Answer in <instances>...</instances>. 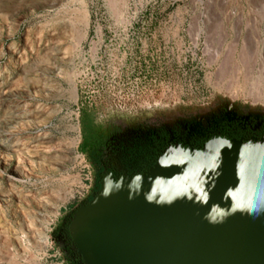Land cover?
I'll return each mask as SVG.
<instances>
[{"label": "rangeland", "instance_id": "374dc122", "mask_svg": "<svg viewBox=\"0 0 264 264\" xmlns=\"http://www.w3.org/2000/svg\"><path fill=\"white\" fill-rule=\"evenodd\" d=\"M85 111L118 136L264 112V0H0V264H66Z\"/></svg>", "mask_w": 264, "mask_h": 264}, {"label": "water", "instance_id": "95a60500", "mask_svg": "<svg viewBox=\"0 0 264 264\" xmlns=\"http://www.w3.org/2000/svg\"><path fill=\"white\" fill-rule=\"evenodd\" d=\"M85 264H264V139L171 149L113 179L69 225Z\"/></svg>", "mask_w": 264, "mask_h": 264}, {"label": "flooded vegetation", "instance_id": "af4514ba", "mask_svg": "<svg viewBox=\"0 0 264 264\" xmlns=\"http://www.w3.org/2000/svg\"><path fill=\"white\" fill-rule=\"evenodd\" d=\"M122 131L112 126H102L94 117V128L87 139L88 153L85 156L93 169L94 184L88 202L106 177L119 179L147 173L157 160L170 148L201 149L214 139L259 141L264 139V112L226 111L216 119L192 125H155ZM82 130V143L86 140ZM80 204V205H81ZM74 209L57 223L55 240L62 250L66 264H84L71 239L69 225Z\"/></svg>", "mask_w": 264, "mask_h": 264}, {"label": "trees", "instance_id": "16d2710c", "mask_svg": "<svg viewBox=\"0 0 264 264\" xmlns=\"http://www.w3.org/2000/svg\"><path fill=\"white\" fill-rule=\"evenodd\" d=\"M92 128H94V115H93L92 112L91 113H88L87 111H85L84 114H83V116H82V130H83V133H84V135L86 137L85 138L86 140L81 145V150L84 153H88L87 139L89 137L88 135H89V133H90V131H91Z\"/></svg>", "mask_w": 264, "mask_h": 264}, {"label": "bare ground", "instance_id": "6f19581e", "mask_svg": "<svg viewBox=\"0 0 264 264\" xmlns=\"http://www.w3.org/2000/svg\"><path fill=\"white\" fill-rule=\"evenodd\" d=\"M54 229V228H53ZM49 232V231H48ZM50 239V238H49ZM48 242V241H47ZM51 242L54 243L55 245L57 244L56 243V240H55V235H53V231L51 233ZM57 247V246H56ZM57 250V249H56ZM62 251V250H61ZM54 252V251H53ZM60 254V253H59Z\"/></svg>", "mask_w": 264, "mask_h": 264}]
</instances>
